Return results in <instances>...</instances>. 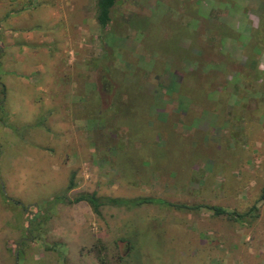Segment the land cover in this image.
Returning <instances> with one entry per match:
<instances>
[{
  "label": "rangeland",
  "instance_id": "obj_1",
  "mask_svg": "<svg viewBox=\"0 0 264 264\" xmlns=\"http://www.w3.org/2000/svg\"><path fill=\"white\" fill-rule=\"evenodd\" d=\"M96 1L0 0V264H264V0Z\"/></svg>",
  "mask_w": 264,
  "mask_h": 264
},
{
  "label": "trees",
  "instance_id": "obj_2",
  "mask_svg": "<svg viewBox=\"0 0 264 264\" xmlns=\"http://www.w3.org/2000/svg\"><path fill=\"white\" fill-rule=\"evenodd\" d=\"M118 0H97L96 1V12H97V21L99 23V25L101 26V28L104 31H108L109 28L112 25V13H113V9L115 8V6L117 5ZM264 32V26H262V28H260L259 30H256L254 35L249 39L250 44L253 48V51H258L260 48L263 47L264 41L261 39V34H263ZM252 58H250L249 62L253 63V61L251 60ZM255 63L252 64V66H254ZM222 67H225L224 65H222ZM259 71V70H258ZM236 74H244L241 72H236ZM257 74V73H256ZM260 75L263 76V73L260 72ZM2 92L3 94L6 93V88L5 86H2ZM3 101L0 102V107L2 106ZM42 124H40L41 126ZM76 188V185L74 184V182L72 181L70 186L68 187V190H73ZM0 189L2 191V193L5 196V192H4V188L1 185V180H0ZM87 202L88 204H90V206L92 207V209L94 210V212L96 214L100 213V208L104 205L100 202V200L96 197L95 193H82L79 195V197L75 200V203H80V202ZM264 201V188L262 190V197L259 200ZM72 203V202H70ZM109 204H113V205H119V206H125L128 208H137L140 206H143L145 204H155L158 206H162V207H169V208H174V209H189V210H199L200 208H205L209 211H211L215 216H229L232 219H236L239 218V214L234 212H229L226 209L219 207V206H185V205H180V204H174L168 201H165L163 199H154V198H147V197H142V198H134V199H130L128 201L119 203L117 200L115 199H111L109 202ZM30 226H33V222H30ZM29 233L31 234V229H29ZM99 261L101 264H106L105 260L103 258H99Z\"/></svg>",
  "mask_w": 264,
  "mask_h": 264
}]
</instances>
